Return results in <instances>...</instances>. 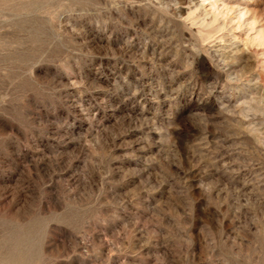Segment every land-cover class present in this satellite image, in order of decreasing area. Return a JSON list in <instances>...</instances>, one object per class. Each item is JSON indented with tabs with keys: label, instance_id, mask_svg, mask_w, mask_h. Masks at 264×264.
Instances as JSON below:
<instances>
[{
	"label": "rangeland",
	"instance_id": "1",
	"mask_svg": "<svg viewBox=\"0 0 264 264\" xmlns=\"http://www.w3.org/2000/svg\"><path fill=\"white\" fill-rule=\"evenodd\" d=\"M0 264H264V0H0Z\"/></svg>",
	"mask_w": 264,
	"mask_h": 264
},
{
	"label": "bare ground",
	"instance_id": "2",
	"mask_svg": "<svg viewBox=\"0 0 264 264\" xmlns=\"http://www.w3.org/2000/svg\"><path fill=\"white\" fill-rule=\"evenodd\" d=\"M15 254H16V252H15ZM18 254V253H17Z\"/></svg>",
	"mask_w": 264,
	"mask_h": 264
}]
</instances>
